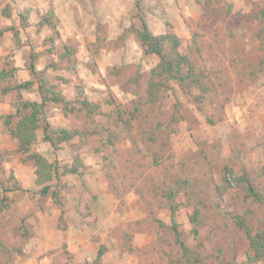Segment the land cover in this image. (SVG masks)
<instances>
[{"label":"rangeland","instance_id":"374dc122","mask_svg":"<svg viewBox=\"0 0 264 264\" xmlns=\"http://www.w3.org/2000/svg\"><path fill=\"white\" fill-rule=\"evenodd\" d=\"M143 22L208 77L155 73ZM41 79L70 102H48L32 145L59 173L43 184L2 118ZM46 118L74 137L44 140ZM259 231L264 0H0V264H93L102 246L101 264H264Z\"/></svg>","mask_w":264,"mask_h":264},{"label":"trees","instance_id":"16d2710c","mask_svg":"<svg viewBox=\"0 0 264 264\" xmlns=\"http://www.w3.org/2000/svg\"><path fill=\"white\" fill-rule=\"evenodd\" d=\"M44 19L49 23L52 21L49 17H44ZM138 36L147 53H154L160 57L161 61L159 64V70H153L155 73H160L165 78L176 80L180 83L191 81L197 83V85L202 83L204 79L208 77L206 72L198 70L196 64L186 52L181 51V46L183 45L182 40L172 29H168L165 33L154 34L149 30L147 24L143 22V29L139 31ZM165 45L170 46L169 52L164 50ZM34 58L35 54H32L30 70L36 77L38 69ZM181 68H184V70L181 71ZM34 85H36L35 89L38 90L41 95V102L26 99L20 92L23 89H32ZM16 88L19 92V102L16 104L13 111L2 116L4 124L8 132L17 139L19 151L24 153L29 159H32L37 165L36 171L38 181L43 184L53 178L59 179V173L51 170L56 164L49 162V160L41 153L33 151L32 145L38 138V130L42 126V116L45 114V108L48 105V102L62 103L65 108H67L70 102L65 97L59 96L53 89V86L48 84L46 80L41 79L38 82L26 80L19 83ZM82 105L87 108H93V104L87 98L82 100ZM15 117H18L16 121H14ZM42 128L43 139L50 141L55 147H57V141H67L75 135L73 131L66 128L57 129L53 133H50V123L47 118L45 119V125ZM57 133H60L59 136H54L57 135ZM77 167L78 165L75 163L74 168L70 171L77 172ZM247 182L251 194L257 197L254 186L250 183L249 179ZM50 188V184H44L41 193L44 195L49 194ZM53 194L58 202V193L54 192ZM59 203L61 202L59 201ZM61 205L63 204L61 203ZM175 209L176 204L173 202L171 203V216L173 222L176 221ZM242 223V225H244L245 222L243 221ZM174 228L177 230L176 226H174ZM182 247L185 252L190 251L184 243L182 244ZM251 247L255 252L256 258L264 256V231H259L256 235L251 236ZM104 252L105 246H102L94 259L93 264H101Z\"/></svg>","mask_w":264,"mask_h":264},{"label":"crops","instance_id":"0c3cea01","mask_svg":"<svg viewBox=\"0 0 264 264\" xmlns=\"http://www.w3.org/2000/svg\"><path fill=\"white\" fill-rule=\"evenodd\" d=\"M38 68H39V67H38ZM43 68H45V66H44ZM35 87H36V85L33 86V90H31V91L25 93L24 96H25L26 99H29V100H32V101H38V102H41V101H42L41 95H40L39 91L35 89ZM28 97H29V98H28ZM5 105L7 106V104H5ZM9 106H10V105H9ZM7 107H8V106H7ZM13 110H14V109L11 108V109L9 110L8 113H10V112L13 111Z\"/></svg>","mask_w":264,"mask_h":264}]
</instances>
